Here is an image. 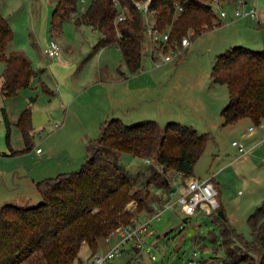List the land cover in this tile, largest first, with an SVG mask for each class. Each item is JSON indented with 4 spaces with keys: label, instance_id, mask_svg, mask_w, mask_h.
Masks as SVG:
<instances>
[{
    "label": "trees",
    "instance_id": "16d2710c",
    "mask_svg": "<svg viewBox=\"0 0 264 264\" xmlns=\"http://www.w3.org/2000/svg\"><path fill=\"white\" fill-rule=\"evenodd\" d=\"M134 1L92 0L84 13L74 18L76 27L90 26L100 34L95 48L116 44L128 73L141 69L145 48L142 15ZM230 1V0H221ZM80 0H57L50 26L58 32L74 17ZM156 22L169 29V44L180 43L189 30L193 37L211 29L216 21L212 0H151ZM124 20L116 23L121 10ZM13 34L0 14V59L4 70L0 94L10 98L28 87L35 72L21 51L7 53ZM121 76H125L119 71ZM212 78L225 85L228 102L220 112L224 125L248 119L260 126L264 121V51L238 46L216 56ZM25 147L11 155L32 149L31 109L25 108L17 123ZM210 137L174 122L161 128L148 121L126 125L119 119L106 120L96 139L87 143L79 169L35 184L41 202L36 206L4 205L0 208V264H85L83 247L90 258L118 227L138 214L151 212L154 190H167L168 173L193 176L194 165ZM119 154L150 159L152 170L143 187L137 177L116 163ZM157 199V198H156ZM158 201V200H157ZM251 240H245L227 224L221 228L224 257L213 264H264V201L247 219Z\"/></svg>",
    "mask_w": 264,
    "mask_h": 264
},
{
    "label": "rangeland",
    "instance_id": "374dc122",
    "mask_svg": "<svg viewBox=\"0 0 264 264\" xmlns=\"http://www.w3.org/2000/svg\"><path fill=\"white\" fill-rule=\"evenodd\" d=\"M90 2L91 0L79 2L77 13L89 6ZM258 2L254 8L264 9V0ZM56 3L57 0H52L48 5L47 13L50 19ZM223 9L226 12L229 10ZM214 10L219 17V9ZM40 13V7L35 0H0V14L9 22L14 38L11 47L19 49L18 51L27 57L26 51L32 47L31 39L34 41L35 33L38 32ZM217 29L213 28L197 37L192 36L190 47L182 52L180 59L166 64L165 71L160 70L157 76V71H152L148 60L142 56L141 71L137 74L142 77L136 80L134 86L151 87L149 94H152L154 99H159L157 103H151L140 99L141 93L138 92L137 105L127 110L121 120L126 125L153 121L161 128L169 122H174L188 126L198 134H207L210 140L194 165L193 175L199 178L214 175L220 189L216 198L222 206L219 211H223V216H219L218 211L212 215L198 212L193 216L178 213V208L166 211L159 221L151 223L150 231L156 234L146 236V248L140 253L138 260L133 259L135 251L127 245L109 264H192L193 261L213 264L212 261L222 259L225 255L220 230L226 224L245 240L252 239L247 219L264 200V129L252 125L247 119L227 126L223 123L220 112L228 102L227 89L225 85L215 83L211 75L215 58L219 54L212 44V35ZM120 59L123 67V59ZM2 67L0 64V76ZM29 86L21 90L30 91ZM31 89L35 91L34 86ZM39 90L42 91L41 86ZM16 95L13 97L16 98ZM32 98H36L34 92ZM1 108L0 104V113ZM0 122V126L3 125V122ZM250 127L252 130H249ZM1 142L0 146H3L4 140ZM233 142L243 145V156H240L235 145L232 146ZM16 143V140L12 141L13 145ZM38 145L44 150L41 139L33 137L32 149L9 157L6 168L11 169L21 164L23 169L20 174L28 173L34 180L42 181L54 178L60 172L77 171L85 158L79 159L80 161L69 159L64 155L63 149L58 148L55 143V146L48 149V153L50 150L55 151L53 154L37 159L33 153ZM73 148L75 151L76 148ZM46 157H51L52 161H46ZM116 163L137 177L139 188L145 185L153 167L152 163H145L144 160L128 154H119ZM167 176L171 180L170 186L185 183L184 179L175 173L170 172ZM20 181H16L14 185L10 180L5 188L0 185V208L5 204L36 206L41 202L32 185H28L27 180L21 183ZM18 183L20 185H17ZM144 213L148 217H141V220L149 219L150 212ZM141 215L143 214H138L136 219H140ZM174 215L177 219L172 220ZM100 246L106 248L103 241ZM80 255L83 258L88 257V249L83 247Z\"/></svg>",
    "mask_w": 264,
    "mask_h": 264
},
{
    "label": "crops",
    "instance_id": "0c3cea01",
    "mask_svg": "<svg viewBox=\"0 0 264 264\" xmlns=\"http://www.w3.org/2000/svg\"><path fill=\"white\" fill-rule=\"evenodd\" d=\"M35 2L40 7L41 15L38 17V32L35 33L34 41L31 39L32 47L26 51L35 72V77L29 86L30 91L21 90L16 98H6L0 94L2 107L0 121L3 122V125L0 126V143L2 144L1 141L4 140L3 146H0V185L4 188L8 181L11 180L16 185V181L21 179L20 183L27 180L28 185H32V188L36 190L35 184L39 182L34 180L31 174H20L23 169L21 164H17L11 169L6 168L9 163L8 158L13 156L11 152L21 150L25 146L21 132L16 127V123L25 108L32 109L33 137L41 139V143L44 145V150L39 145L35 146L33 153L35 158L40 159L44 155L53 154L55 151L50 150L48 153V149L55 146L56 143L58 148L63 149L66 157L80 161L79 159L85 157L87 143L98 137L95 135H99L98 132H100V126L103 122L111 119L121 120L127 110L135 108L137 100H139L137 98L138 92L141 93L140 99L145 101L157 103L159 99H154L152 94H149L151 87L136 88L134 86L136 80L142 76H137L138 72L135 74L128 73L124 64L122 67L120 59L122 55L116 44L96 49L95 46L100 39L99 32L90 26H75L74 18L84 13L88 6L79 13L76 12L74 17L64 22L60 30L56 32L51 29V19L47 13L48 5L52 3V0H35ZM258 4V0H243L242 6L247 9L254 8V5ZM221 6L229 10L225 18L216 15L215 23L220 25L216 26L218 29L212 35V44L215 49H218V55L238 46L252 51H264V23L249 18L231 21L233 10L241 6L238 0L222 1ZM50 41L57 42L61 48L59 54L54 58H49L44 53V48ZM13 42L14 38L7 49L8 54L19 50L11 47ZM0 62L4 70V63L1 59ZM148 63L152 71H157V76L160 74V70L161 72L165 71L167 65L172 62L160 67H155L149 61ZM119 71H122L125 76H121ZM1 77L2 74L0 82ZM33 86L35 91L31 89ZM33 92L36 95V101L32 98ZM52 122L53 124H51ZM249 123L251 122L249 121ZM259 128L264 129V121ZM249 130L252 128L250 127ZM13 140L17 142L15 145L12 144ZM232 146L234 147V145ZM73 147L76 148L75 151H73ZM242 154L243 152L240 153V156H243ZM48 160L52 161L51 157H46V161ZM176 174L179 176L178 173ZM210 176L213 177V182L218 189L219 184L215 181L214 175L211 174ZM192 177L199 178L194 175ZM186 179L188 178H185L184 181ZM147 180L148 178H146ZM184 184L169 185L167 190H154L153 193L157 198L155 201L160 198L163 191L172 190L176 187L183 190ZM218 194H220V189H218ZM145 216L148 217L146 213H143L140 219ZM175 219H177L176 215L173 216L172 220ZM155 234L153 231L149 233L152 236ZM117 240L116 236L104 240L103 243L106 248L99 246L96 253L109 251L117 243ZM129 247L134 251L132 245ZM88 257L83 258L85 263L89 259Z\"/></svg>",
    "mask_w": 264,
    "mask_h": 264
},
{
    "label": "built area",
    "instance_id": "2783aa9c",
    "mask_svg": "<svg viewBox=\"0 0 264 264\" xmlns=\"http://www.w3.org/2000/svg\"><path fill=\"white\" fill-rule=\"evenodd\" d=\"M83 0H80V2ZM241 5L233 10L231 21L240 18H249L258 22L264 23V9L256 8L245 9L242 4L243 0H238ZM214 8L219 9V15L222 18L227 17V12L223 9L221 0H212ZM135 8L142 15L143 33L145 36V48L143 55L152 65L160 67L178 60L183 51L191 45V37L194 34L193 30H189L180 40V43L175 42L173 46L169 44V29L162 31L156 22V10L151 5V0L134 1ZM125 18L124 9L119 12L115 22L118 23ZM204 25V29H213ZM61 48L55 41H50L44 50V53L49 58L56 57ZM240 153L244 152V147L241 143L233 142ZM145 163H152L150 159H145ZM179 174V173H178ZM179 176H182L179 174ZM218 189L216 188L213 177L206 179L188 178L185 180L183 190L176 187L172 190L163 191L158 201L152 202L149 219L141 220L134 219L129 224L120 226L115 229L106 240L112 236L118 238L117 243L107 252L95 253L85 264H109L111 260L119 256L122 250L127 245H132L135 255L133 259L138 260L140 253L146 248V236L150 233V225L153 221H159L161 216L166 211H174L178 208V213L184 216H193L198 212H203L206 215H212L219 211L220 204L217 201ZM153 259V256L151 255ZM192 264H203L200 261H193ZM206 264V263H204Z\"/></svg>",
    "mask_w": 264,
    "mask_h": 264
},
{
    "label": "water",
    "instance_id": "95a60500",
    "mask_svg": "<svg viewBox=\"0 0 264 264\" xmlns=\"http://www.w3.org/2000/svg\"><path fill=\"white\" fill-rule=\"evenodd\" d=\"M218 215H219V216H223L222 211H218Z\"/></svg>",
    "mask_w": 264,
    "mask_h": 264
}]
</instances>
